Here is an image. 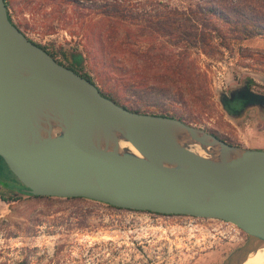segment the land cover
<instances>
[{
    "label": "water",
    "instance_id": "water-1",
    "mask_svg": "<svg viewBox=\"0 0 264 264\" xmlns=\"http://www.w3.org/2000/svg\"><path fill=\"white\" fill-rule=\"evenodd\" d=\"M250 92L262 102V93ZM0 156L34 195L231 221L247 238L221 264H241L264 246V148L119 104L29 38L9 19L5 0Z\"/></svg>",
    "mask_w": 264,
    "mask_h": 264
},
{
    "label": "rangeland",
    "instance_id": "rangeland-1",
    "mask_svg": "<svg viewBox=\"0 0 264 264\" xmlns=\"http://www.w3.org/2000/svg\"><path fill=\"white\" fill-rule=\"evenodd\" d=\"M9 1L12 17L24 33L58 59L68 63L63 52L69 57V52L83 49L87 41L78 15L71 11L53 12L49 2L32 8L35 1ZM76 1L88 4L90 0ZM121 1L138 12H153L164 9L165 4L187 7L196 0ZM80 10L89 11L85 7ZM217 25L222 33L230 35L222 19L217 20ZM191 56L205 73L208 93L187 106L170 104L167 112L189 113L193 124L235 144L260 137L259 133L245 135L240 130H249L256 124L263 130L264 110L251 105L257 101L238 88L248 84L264 93V35L229 38L219 44L218 51L193 52ZM127 62L133 67L136 63L146 65V61L134 57ZM111 74L109 86L121 91L115 73ZM232 92L238 98V115L230 114L221 100L222 93ZM123 93L131 94L126 90ZM9 175L12 182L17 181L13 174ZM13 194L17 192L0 186V264H221L247 238V233L235 223L216 217L124 208L82 196H35L22 192L11 198Z\"/></svg>",
    "mask_w": 264,
    "mask_h": 264
},
{
    "label": "trees",
    "instance_id": "trees-1",
    "mask_svg": "<svg viewBox=\"0 0 264 264\" xmlns=\"http://www.w3.org/2000/svg\"><path fill=\"white\" fill-rule=\"evenodd\" d=\"M5 1L9 19L23 31L12 17L10 1ZM25 1L27 4L35 1L32 8H40L49 2L53 12L71 11L81 17L78 22L87 42L83 49L69 52V57L63 52L68 63L32 40L47 49L59 62L95 83L102 94L129 109L167 114L189 123L193 120L189 113L167 111L170 104L187 106L208 93L205 73L199 70L191 54L218 51L219 44L223 45L229 38L240 40L256 34L264 35V0H196L187 7L165 4L164 9L153 12H138L121 0H90L88 4L76 0ZM81 7L89 11L82 12ZM219 19L226 23L229 36L222 33L223 29L217 25ZM130 57L146 61L148 67L138 63L134 67L128 66L127 59ZM152 67L155 70H151ZM111 72L115 73L116 82L121 84V91L109 86L108 79L113 76ZM238 89L244 90L241 87ZM122 90L131 94H122ZM232 97H235L233 92L230 95L222 93L221 100L229 113L238 115L241 112L237 113L236 106L230 105ZM150 108L159 111H149ZM9 174L12 172L0 156V186L16 191L17 194L10 197L17 198L18 193L24 192L22 184L12 182Z\"/></svg>",
    "mask_w": 264,
    "mask_h": 264
},
{
    "label": "crops",
    "instance_id": "crops-1",
    "mask_svg": "<svg viewBox=\"0 0 264 264\" xmlns=\"http://www.w3.org/2000/svg\"><path fill=\"white\" fill-rule=\"evenodd\" d=\"M244 108H246V106ZM240 130L242 132H245L244 133L245 135L248 133L256 132V133H259V136H260V137H256V138H250L249 140H247L248 143L242 144L243 146L264 148V129L261 130V128L256 124L249 130H246L245 128H240Z\"/></svg>",
    "mask_w": 264,
    "mask_h": 264
},
{
    "label": "bare ground",
    "instance_id": "bare-ground-1",
    "mask_svg": "<svg viewBox=\"0 0 264 264\" xmlns=\"http://www.w3.org/2000/svg\"><path fill=\"white\" fill-rule=\"evenodd\" d=\"M122 144L135 150L129 142H122ZM241 264H264V246L252 250Z\"/></svg>",
    "mask_w": 264,
    "mask_h": 264
},
{
    "label": "flooded vegetation",
    "instance_id": "flooded-vegetation-1",
    "mask_svg": "<svg viewBox=\"0 0 264 264\" xmlns=\"http://www.w3.org/2000/svg\"><path fill=\"white\" fill-rule=\"evenodd\" d=\"M244 90L243 91H245L244 93H246L247 95H249V96H251V97H256V95L255 94H252V92H250V91H248L247 89L249 88L251 91H253V92H256V93H259V92H257V91H255L253 88H251L248 84H246L245 86H243L242 87ZM263 94V96H260V98L259 99H262V102L260 103H258V104H256L257 106H259L260 108H262V110H264V93H262ZM233 98V97H232ZM231 98V99H232ZM238 101V98L237 97H234L232 100H230V103H231V106L233 105V107H235L236 105V102ZM232 107V108H233ZM235 109H236V107H235Z\"/></svg>",
    "mask_w": 264,
    "mask_h": 264
}]
</instances>
